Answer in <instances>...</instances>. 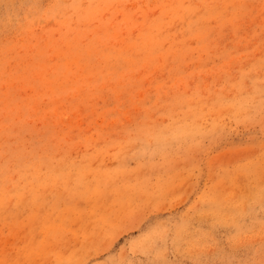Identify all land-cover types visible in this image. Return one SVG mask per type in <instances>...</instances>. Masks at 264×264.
<instances>
[{"label": "rangeland", "instance_id": "1", "mask_svg": "<svg viewBox=\"0 0 264 264\" xmlns=\"http://www.w3.org/2000/svg\"><path fill=\"white\" fill-rule=\"evenodd\" d=\"M0 264H264V0H0Z\"/></svg>", "mask_w": 264, "mask_h": 264}]
</instances>
